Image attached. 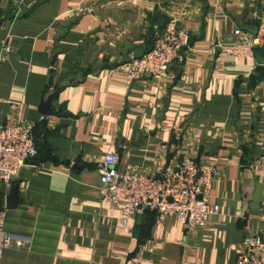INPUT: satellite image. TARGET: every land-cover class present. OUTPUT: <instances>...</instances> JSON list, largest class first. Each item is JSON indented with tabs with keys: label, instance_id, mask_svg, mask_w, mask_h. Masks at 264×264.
I'll return each mask as SVG.
<instances>
[{
	"label": "crops",
	"instance_id": "crops-1",
	"mask_svg": "<svg viewBox=\"0 0 264 264\" xmlns=\"http://www.w3.org/2000/svg\"><path fill=\"white\" fill-rule=\"evenodd\" d=\"M264 0H0V124L28 125L37 153L13 183L3 228L25 235L0 264H235L260 231L264 199V49L218 54L215 40L253 31ZM171 18L190 35L163 78L125 87L131 53ZM2 41L10 47L4 51ZM59 115H43L42 98ZM119 171L157 174L183 159L214 164L204 227L137 209L128 227L97 195L106 152Z\"/></svg>",
	"mask_w": 264,
	"mask_h": 264
},
{
	"label": "built area",
	"instance_id": "built-area-1",
	"mask_svg": "<svg viewBox=\"0 0 264 264\" xmlns=\"http://www.w3.org/2000/svg\"><path fill=\"white\" fill-rule=\"evenodd\" d=\"M253 31L235 27L232 33L215 40L218 54L253 57L255 48L264 49V15L257 17ZM189 33L180 28L175 18L169 19L155 33L154 42L141 57L131 53L124 70V85L129 88L139 79L163 78L172 62H181L189 46ZM4 51L10 47L2 41ZM264 92V64L262 77ZM37 147L31 128L23 123L0 124V182L10 186L27 161L36 155ZM119 156L108 151L97 171V195L102 204L119 210L120 225L128 227L137 209L155 213L157 221L176 216L181 224L204 227L218 206L208 201L209 188L217 169L214 164L183 159L170 170L157 174L137 171H119ZM261 225L257 233H246L239 244L235 264H264V199L260 203ZM4 211L0 210V261L6 249L22 246L25 235L8 232L3 228Z\"/></svg>",
	"mask_w": 264,
	"mask_h": 264
},
{
	"label": "water",
	"instance_id": "water-1",
	"mask_svg": "<svg viewBox=\"0 0 264 264\" xmlns=\"http://www.w3.org/2000/svg\"><path fill=\"white\" fill-rule=\"evenodd\" d=\"M144 54V52H136L133 54L134 57H141ZM58 94V91H55L51 94H49L45 99L42 98L39 104V111L45 115V116H50V115H59V112L57 109H55L53 105V101L56 99ZM19 199H18V186L16 183H13L11 185L10 191L6 196V201H5V207L10 209L14 208L18 205Z\"/></svg>",
	"mask_w": 264,
	"mask_h": 264
},
{
	"label": "trees",
	"instance_id": "trees-1",
	"mask_svg": "<svg viewBox=\"0 0 264 264\" xmlns=\"http://www.w3.org/2000/svg\"><path fill=\"white\" fill-rule=\"evenodd\" d=\"M257 24H258V21H257ZM189 41H190V39H189ZM149 49V48H148Z\"/></svg>",
	"mask_w": 264,
	"mask_h": 264
}]
</instances>
